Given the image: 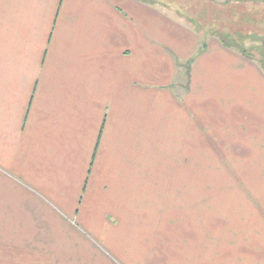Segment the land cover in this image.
Wrapping results in <instances>:
<instances>
[{"label": "crops", "instance_id": "1", "mask_svg": "<svg viewBox=\"0 0 264 264\" xmlns=\"http://www.w3.org/2000/svg\"><path fill=\"white\" fill-rule=\"evenodd\" d=\"M172 13L0 0V264H264V219L181 196L198 141L264 148V67Z\"/></svg>", "mask_w": 264, "mask_h": 264}, {"label": "rangeland", "instance_id": "2", "mask_svg": "<svg viewBox=\"0 0 264 264\" xmlns=\"http://www.w3.org/2000/svg\"><path fill=\"white\" fill-rule=\"evenodd\" d=\"M164 5L202 39L215 33L229 34L227 39H234L264 67V0H164ZM229 143L231 146L222 149L212 143L208 149L207 141H198L193 163L197 173L190 184L185 180L189 175L182 180L181 196L183 201H195L198 229L221 230L238 215H245L248 228H252L254 220L255 224L262 223L256 218L264 219L263 143L253 144L246 139ZM226 152L235 156H221ZM210 153L219 156L208 157ZM206 245L205 241L201 244Z\"/></svg>", "mask_w": 264, "mask_h": 264}, {"label": "trees", "instance_id": "3", "mask_svg": "<svg viewBox=\"0 0 264 264\" xmlns=\"http://www.w3.org/2000/svg\"><path fill=\"white\" fill-rule=\"evenodd\" d=\"M215 36L216 37H218L219 39H220V41L224 44V45H226V46H232V47H239V48H237L240 52H242L243 54H245V55H248V56H252L253 57V55L250 53V52H246L245 51V49L243 48V47H241V46H239L237 43H236V41H234V39H227V38H230L231 36L229 35V34H222V35H218L217 33H215Z\"/></svg>", "mask_w": 264, "mask_h": 264}]
</instances>
